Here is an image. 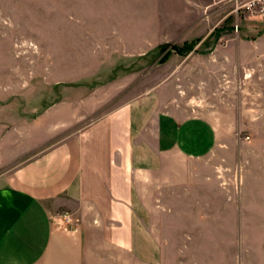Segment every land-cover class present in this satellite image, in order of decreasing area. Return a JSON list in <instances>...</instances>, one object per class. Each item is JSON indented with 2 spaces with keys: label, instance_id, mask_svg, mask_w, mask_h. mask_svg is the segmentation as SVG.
I'll return each instance as SVG.
<instances>
[{
  "label": "crops",
  "instance_id": "1",
  "mask_svg": "<svg viewBox=\"0 0 264 264\" xmlns=\"http://www.w3.org/2000/svg\"><path fill=\"white\" fill-rule=\"evenodd\" d=\"M224 22L207 0H0V264H185V242L199 264L219 237L264 264V21ZM17 35L62 52L41 72ZM41 82L63 95L39 109Z\"/></svg>",
  "mask_w": 264,
  "mask_h": 264
},
{
  "label": "rangeland",
  "instance_id": "2",
  "mask_svg": "<svg viewBox=\"0 0 264 264\" xmlns=\"http://www.w3.org/2000/svg\"><path fill=\"white\" fill-rule=\"evenodd\" d=\"M222 15V14H221ZM232 20H228L225 21L224 23L226 24L227 27L232 26ZM260 28L261 24L260 21H253L250 24L246 25V24H241V28ZM59 36H29V35H17V36H7V42L9 43H15V42H39L41 45V59H40V71L42 72V70L44 69V67L47 66V61L46 59L49 58V54L50 53H55L57 55V57L60 55V51H53V52H49L47 50V43L49 41H52V39H55ZM167 47V52L170 51V49H172V46H165ZM162 47L161 50H156L155 52H153L152 54V60L154 61L157 56L162 52V50L165 48ZM9 56L14 55L17 52L14 51H9ZM165 58L162 56H160L156 61L157 65H155L153 67V72L155 74V76H159L160 74V67L158 66V64L164 62ZM14 62L15 65H17V67L19 68V70L22 71V73L25 75L26 74V69H27V65L26 63H23L21 61H17L15 60ZM123 68H114L112 70H110L109 72L103 73V71L100 73L99 76H97L96 79L87 81V82H82V83H73L72 86V90H73V96H75V94L79 95L80 91L83 93H86L91 87H95L96 85H101L102 83L105 82V80L107 79H111L113 77H115L116 75L120 74L123 75V71L125 72V70H121ZM141 66L139 65V63L137 61H135V66L133 68H130V71H134L135 72V78L136 81L134 82L133 86L129 87V91L128 94L132 95V94H138L140 92L143 91L144 89V83H143V79L142 76L140 74H142V70ZM126 73V72H125ZM122 79V77H121ZM40 80L42 81V77L40 76ZM39 103L36 105L35 101H34V107H38L39 109H42L45 105L58 100L62 95H63V84H40V90H39ZM27 103H31V100L29 101H23L22 106L26 109L27 107ZM250 216V214H249ZM216 234L218 235H231L232 240H235L238 238L239 235V228H218L216 230ZM257 234V228L253 227V226H249L247 229V243H244V246L247 248L248 251H253L256 250V244L253 241L255 238V235ZM219 241L216 242V244H214V249L211 248V257L213 258H207V253L203 252V253H199L200 251L197 252V254L199 255L198 257H195V260L198 261L199 264H236L239 263V243L238 242H224L223 237H219L218 238ZM192 243H183V248L185 250V256H189V258L185 257L186 260L185 264H190V256L192 254L191 250H192ZM199 246V244H195V248L197 249ZM212 247V246H211ZM244 247V249H245ZM252 255L249 253L246 259L242 258V261L246 262L247 264H255V259L251 258Z\"/></svg>",
  "mask_w": 264,
  "mask_h": 264
},
{
  "label": "built area",
  "instance_id": "3",
  "mask_svg": "<svg viewBox=\"0 0 264 264\" xmlns=\"http://www.w3.org/2000/svg\"><path fill=\"white\" fill-rule=\"evenodd\" d=\"M209 6L220 11L222 19L232 20L234 31L241 28V24L253 21H264V0H207ZM66 216V220H70Z\"/></svg>",
  "mask_w": 264,
  "mask_h": 264
},
{
  "label": "trees",
  "instance_id": "4",
  "mask_svg": "<svg viewBox=\"0 0 264 264\" xmlns=\"http://www.w3.org/2000/svg\"><path fill=\"white\" fill-rule=\"evenodd\" d=\"M193 43H194V42H191V43H184L182 46H177V47H176V51H178L179 53L187 52V51H189V50L192 49V47H193Z\"/></svg>",
  "mask_w": 264,
  "mask_h": 264
},
{
  "label": "water",
  "instance_id": "5",
  "mask_svg": "<svg viewBox=\"0 0 264 264\" xmlns=\"http://www.w3.org/2000/svg\"><path fill=\"white\" fill-rule=\"evenodd\" d=\"M172 48L175 49L176 47L174 45H172Z\"/></svg>",
  "mask_w": 264,
  "mask_h": 264
}]
</instances>
